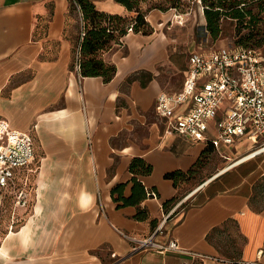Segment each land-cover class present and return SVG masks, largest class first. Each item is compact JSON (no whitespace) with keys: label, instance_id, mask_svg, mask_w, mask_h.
I'll use <instances>...</instances> for the list:
<instances>
[{"label":"crops","instance_id":"obj_1","mask_svg":"<svg viewBox=\"0 0 264 264\" xmlns=\"http://www.w3.org/2000/svg\"><path fill=\"white\" fill-rule=\"evenodd\" d=\"M93 2L136 15L118 0ZM162 17L150 12L149 33L129 31L101 52L116 66L105 81L77 67L84 23L71 0H0V118L32 134L35 155L0 197V264H264V151L240 160L251 140L221 145L230 164L199 176L207 142L166 132L156 111L160 92L183 89L189 63L182 87L165 90ZM201 159L190 178L166 176ZM24 186L28 203L17 205ZM152 234L206 257L135 249Z\"/></svg>","mask_w":264,"mask_h":264},{"label":"built area","instance_id":"obj_2","mask_svg":"<svg viewBox=\"0 0 264 264\" xmlns=\"http://www.w3.org/2000/svg\"><path fill=\"white\" fill-rule=\"evenodd\" d=\"M128 30L133 31V24ZM84 35L83 26L80 42ZM76 60L79 68L80 43ZM156 111L166 120L168 133L211 143L215 149L248 138L257 147L249 154L264 151L263 53L259 48L230 44L193 51L189 55L183 89L177 94L160 92ZM34 160L32 134L13 128L7 120L0 118V197L5 190L15 186L18 169L31 171ZM25 186L16 189L17 205L28 203L29 192ZM151 194L155 195V192ZM133 240L137 243L135 249L157 248L164 252L206 257L181 247L176 239L160 243L152 234ZM255 264L261 263L256 261Z\"/></svg>","mask_w":264,"mask_h":264},{"label":"trees","instance_id":"obj_3","mask_svg":"<svg viewBox=\"0 0 264 264\" xmlns=\"http://www.w3.org/2000/svg\"><path fill=\"white\" fill-rule=\"evenodd\" d=\"M131 11H135L133 18L118 14H111L96 9L93 0H71L72 6H77L82 14L85 35L80 42V69L85 76L101 75L109 81L115 74L116 66L106 63L101 58V52L119 43L129 32L133 24V31L149 33L150 25L144 19V14L137 0H118ZM206 18L205 30L213 40L222 36L225 31L224 21L229 20L233 25V41L230 45L260 48L264 46V0H201ZM215 149L211 143L207 144V151ZM199 160L188 173L176 171L166 174L167 177L186 176L190 178L203 165ZM29 177L28 188L32 187Z\"/></svg>","mask_w":264,"mask_h":264},{"label":"rangeland","instance_id":"obj_4","mask_svg":"<svg viewBox=\"0 0 264 264\" xmlns=\"http://www.w3.org/2000/svg\"><path fill=\"white\" fill-rule=\"evenodd\" d=\"M137 2L145 20L152 11L163 13L164 24L161 26L171 42L172 61V66L169 69L165 67L160 75L167 91H178L182 87L189 55L198 48L201 41H204L202 48L212 49L222 44L228 45L234 40L233 25L229 20L223 22L225 31L220 38L213 40L206 34V18L201 0H137ZM259 49L264 55V46ZM206 162V167L201 170L202 173L199 176L211 173L218 163H224L225 166L230 164L226 163V159L214 149L207 151Z\"/></svg>","mask_w":264,"mask_h":264},{"label":"bare ground","instance_id":"obj_5","mask_svg":"<svg viewBox=\"0 0 264 264\" xmlns=\"http://www.w3.org/2000/svg\"><path fill=\"white\" fill-rule=\"evenodd\" d=\"M257 153H259V151L254 152V153H251V154H249L248 156H246V157H244V158H242V159H240V160L248 159L249 157L254 156V155L257 154ZM240 160H239V161H240ZM237 162H238V161H237Z\"/></svg>","mask_w":264,"mask_h":264}]
</instances>
